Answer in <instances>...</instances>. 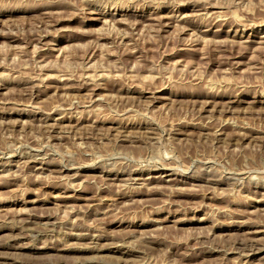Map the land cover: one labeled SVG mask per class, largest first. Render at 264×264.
Listing matches in <instances>:
<instances>
[{"label":"rangeland","instance_id":"rangeland-1","mask_svg":"<svg viewBox=\"0 0 264 264\" xmlns=\"http://www.w3.org/2000/svg\"><path fill=\"white\" fill-rule=\"evenodd\" d=\"M0 264H264V0H0Z\"/></svg>","mask_w":264,"mask_h":264}]
</instances>
